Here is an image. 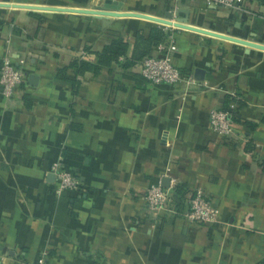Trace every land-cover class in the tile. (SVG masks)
<instances>
[{
    "label": "crops",
    "instance_id": "obj_1",
    "mask_svg": "<svg viewBox=\"0 0 264 264\" xmlns=\"http://www.w3.org/2000/svg\"><path fill=\"white\" fill-rule=\"evenodd\" d=\"M104 0H0V66L10 52L26 73L12 99L0 88V264H264V50L95 9ZM122 11L164 18L264 44V0L242 9L181 0H123ZM32 6V7H27ZM45 7V8H41ZM139 36H173L176 84L141 72L153 44L132 59ZM115 39L126 56L96 64ZM198 76L203 79H198ZM236 104L238 140L210 124L213 109ZM63 159L77 190L56 193L50 168ZM160 176L178 184L175 204L146 220V189ZM202 188L220 222L192 227L184 197ZM178 201V204H176Z\"/></svg>",
    "mask_w": 264,
    "mask_h": 264
},
{
    "label": "built area",
    "instance_id": "obj_2",
    "mask_svg": "<svg viewBox=\"0 0 264 264\" xmlns=\"http://www.w3.org/2000/svg\"><path fill=\"white\" fill-rule=\"evenodd\" d=\"M174 5L172 12L176 14L180 9L181 0H172ZM207 4L219 7L242 9L245 0H203ZM174 38L169 36L168 40L156 46V55H149L142 60V75L154 84H176L183 79L188 82H195L193 74L184 76L181 70L174 64L170 54L174 49ZM16 65L8 52L3 58L0 66V88L7 99L15 97L21 86L26 82V73L21 65L25 60H20ZM235 108L236 104L231 103L228 109H213L211 111L210 124L212 130L226 141L238 140L235 131ZM57 179L56 193L59 195L64 191L77 190L82 182L78 176L67 169L60 158L50 168ZM165 185L163 176L153 182L145 191L144 200L146 220L155 221V217L164 210H172L175 204L174 192L178 186L175 180H170ZM185 210L182 213L185 220L192 227L213 226L220 222L221 210L213 198L202 188H191L187 190L185 197ZM38 264L46 263V254L43 255Z\"/></svg>",
    "mask_w": 264,
    "mask_h": 264
},
{
    "label": "water",
    "instance_id": "obj_3",
    "mask_svg": "<svg viewBox=\"0 0 264 264\" xmlns=\"http://www.w3.org/2000/svg\"><path fill=\"white\" fill-rule=\"evenodd\" d=\"M124 1L123 0H104L103 4L101 6H98L95 9H88V8H77V9H66V8H56V7H50L48 9H58V10H69V11H74V12H83V13H90L97 15L101 18H104L105 22H108L107 17H115V16H134V17H141L145 19H149L152 21H155L157 23L163 24V25H168V26H175L179 28H185L188 30L200 32L203 34H208L214 37H218L221 39H225L228 41L236 42L239 44H243L245 46L249 47H256L259 49L264 50V44L254 42L252 40L248 39H243L227 34H223L220 32L192 26L188 24L186 18H179L178 20L173 19V14L171 12H168V14L162 18V17H157L151 14H146V13H141V12H134V11H122ZM2 6H9V4H0ZM27 7H32V6H27ZM45 8V7H41ZM47 9V8H45ZM198 79H203V77L198 76ZM169 179H165V185L168 186Z\"/></svg>",
    "mask_w": 264,
    "mask_h": 264
},
{
    "label": "trees",
    "instance_id": "obj_4",
    "mask_svg": "<svg viewBox=\"0 0 264 264\" xmlns=\"http://www.w3.org/2000/svg\"><path fill=\"white\" fill-rule=\"evenodd\" d=\"M163 39L161 37L155 39H144L142 36H139L135 50L133 52L132 59H142L150 50L151 46L158 44ZM128 51V44L122 39H115L105 47L103 52L99 55L98 61L96 64H92L86 60H76L73 65H76L80 71H85L87 69H93L95 73H98L103 66L109 65L113 60L118 59L119 57L126 56ZM147 57V56H146ZM145 58V57H144ZM143 58V59H144ZM236 118V113H235ZM177 189V188H176ZM178 204V201L177 203Z\"/></svg>",
    "mask_w": 264,
    "mask_h": 264
}]
</instances>
